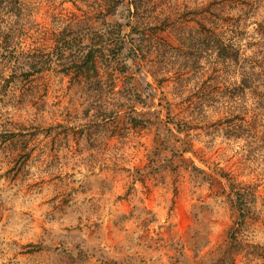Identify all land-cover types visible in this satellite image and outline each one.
I'll return each mask as SVG.
<instances>
[{"label": "rangeland", "instance_id": "obj_1", "mask_svg": "<svg viewBox=\"0 0 264 264\" xmlns=\"http://www.w3.org/2000/svg\"><path fill=\"white\" fill-rule=\"evenodd\" d=\"M102 4L0 0V264H264V0H148L176 24L139 63L120 53L118 92L68 50L65 71L18 75L21 46L78 38ZM199 15L227 28H181Z\"/></svg>", "mask_w": 264, "mask_h": 264}, {"label": "trees", "instance_id": "obj_2", "mask_svg": "<svg viewBox=\"0 0 264 264\" xmlns=\"http://www.w3.org/2000/svg\"><path fill=\"white\" fill-rule=\"evenodd\" d=\"M147 1L103 0V8L98 12L99 15H95L93 18L88 17L89 20H86L83 32L80 33L78 38L74 36L65 37V29H63L54 34L52 45L48 46V49L41 46L27 48L21 46L17 50L15 58L16 67L20 70L18 75L27 77L52 68L55 65L61 71H65V67H72L69 65L65 66V52L68 50L73 55V65L78 69L77 76H82L81 78L87 86L97 89L101 93L118 92L114 91L116 77L113 72L126 71L128 67L123 58L122 60L121 57L119 59L120 53L126 50L127 55L133 61L139 63L142 55L148 50L147 47L152 44L151 38H154L153 33H156L160 29L163 30L165 26L174 27L176 24L175 19L177 17L146 15L142 10L146 8ZM117 15H119V18H116ZM185 18L181 27L182 29L186 28V23L189 19L200 20L201 25L204 27L208 23L210 26L207 28L211 31L218 30L222 33L224 31L222 29L227 28V26L216 20H209V17L205 15H199V18L195 16H186ZM91 20L93 22H90ZM96 22L99 23L98 27L93 24ZM181 23L179 21L180 25ZM74 25L75 23L71 22L68 27L71 28ZM234 25L236 26V24ZM75 42L78 43V55L73 53ZM231 43H234L233 40H231ZM255 44L257 43L250 40L247 45L251 46ZM102 58L107 60L106 65L109 70L108 78L105 81L100 74L99 63ZM134 93L133 88H131L129 94L132 95ZM123 105H126V108L130 111H135L133 105ZM137 114L139 115V113ZM162 140H165V138L162 137ZM234 191L238 201L235 202L233 200L234 202L231 205L233 210L235 209L241 214V221L243 222L248 217V195L250 193L241 186H236ZM225 251L223 250L222 253ZM232 254V251L229 252L227 250V256H231Z\"/></svg>", "mask_w": 264, "mask_h": 264}]
</instances>
